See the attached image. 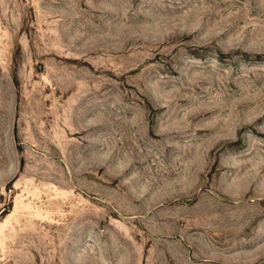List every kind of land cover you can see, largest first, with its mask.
Wrapping results in <instances>:
<instances>
[{
	"label": "rangeland",
	"instance_id": "1",
	"mask_svg": "<svg viewBox=\"0 0 264 264\" xmlns=\"http://www.w3.org/2000/svg\"><path fill=\"white\" fill-rule=\"evenodd\" d=\"M0 264H264V0H0Z\"/></svg>",
	"mask_w": 264,
	"mask_h": 264
}]
</instances>
